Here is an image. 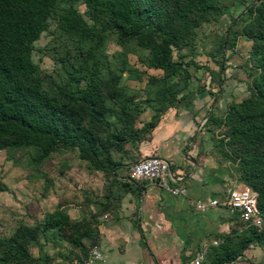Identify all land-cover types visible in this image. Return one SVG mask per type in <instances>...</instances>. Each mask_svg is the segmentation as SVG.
Instances as JSON below:
<instances>
[{
    "label": "trees",
    "instance_id": "trees-1",
    "mask_svg": "<svg viewBox=\"0 0 264 264\" xmlns=\"http://www.w3.org/2000/svg\"><path fill=\"white\" fill-rule=\"evenodd\" d=\"M76 2L84 6L91 23L78 12ZM231 8L213 0H0V149L33 147L40 157L60 148L75 149L89 158L93 169L108 172L118 163L113 161L107 147L98 144L99 139L90 124H107L105 97L113 99L118 92L112 81L103 80L94 61L85 69L88 59H93L97 34L109 31L117 43L134 41L148 52V66L162 71L152 98L158 105L157 111L164 112L178 103L175 85H167L165 80L179 74L184 80L191 78L180 53L186 43V32L209 18L218 22ZM242 12L246 13L248 21L240 34L252 41L253 67L246 73L250 81L238 101H233L229 95L221 117L211 110L200 128L208 133L212 150L231 146L233 156L228 157L237 162L241 185L255 192L261 225L245 226L236 213L230 211L228 231L218 239L216 236L215 244L206 245L198 264H231L240 259L242 251L251 244L262 248L264 264V0H251L242 5L239 13L229 17L220 35L222 43L229 26ZM50 19L67 38L77 36L87 40L90 51L82 54L68 74V83L46 91L31 52ZM227 48L232 50V45ZM223 69L220 61L216 72L218 84L224 79ZM221 92L220 87L214 94V106ZM221 127L227 130V138L214 140L213 131ZM111 137L120 139V134L111 133ZM223 194L217 195L221 198ZM64 219V212L53 210L40 222L39 231L60 230L65 225ZM33 234L31 236L36 237ZM17 237L25 243L14 238L0 241L1 264L36 261L27 249L30 230L24 229ZM78 238L70 239V243L80 245Z\"/></svg>",
    "mask_w": 264,
    "mask_h": 264
},
{
    "label": "rangeland",
    "instance_id": "rangeland-1",
    "mask_svg": "<svg viewBox=\"0 0 264 264\" xmlns=\"http://www.w3.org/2000/svg\"><path fill=\"white\" fill-rule=\"evenodd\" d=\"M213 1L222 7L232 8L218 22L209 18L186 32V43L180 53L191 78L184 80L179 74L165 80L167 85H175L177 105L181 99L194 93L204 92L213 99L220 87L222 91H228L233 101H238L250 81L246 73L253 67L250 56L252 41L240 34L248 21L246 13L242 12L229 26L224 43L220 35L229 17L239 13L242 5L251 0H243L242 4H238L241 0ZM74 6L84 20L91 23L84 6L79 2ZM33 45L31 59L41 71L42 86L46 91L68 83V74L79 63L82 54L90 51L87 40L77 36L67 38L56 28L53 19L48 21V27ZM230 45L232 50L227 48ZM94 47L93 59H88L85 69L94 61L100 76L103 80L112 81L118 94L113 99L105 97L104 119L107 124L90 125L99 139L98 144L108 148L113 161L126 164L136 157L134 152L139 142L150 136L162 113L157 111L158 105L152 98L162 71L148 66L145 49L134 41L117 43L109 31L97 34ZM220 61L228 83L218 84L216 72ZM223 106L213 105L212 110L218 117H221ZM226 131L223 127L215 129L214 140L226 139ZM118 132L120 139L111 137V133ZM231 149V146L224 145L211 153L230 175L234 185L239 187L237 162L228 157L233 156ZM110 169L108 172L93 169L89 158L75 149L60 148L46 157H40L33 147L0 149V241L14 238L21 244L25 243L24 239L15 236L24 229L30 230L27 249L36 258L30 264H73L86 257V250L96 245L99 221L109 209L105 205L112 203L114 198ZM101 178L107 181L105 192ZM53 210L65 213V225L60 230L39 231L40 222ZM262 226L264 228V218ZM32 234L36 237L33 238ZM74 237H79L80 245L70 243ZM1 250L0 245V253ZM262 256V248L251 244L242 251L241 258L231 264H263Z\"/></svg>",
    "mask_w": 264,
    "mask_h": 264
},
{
    "label": "crops",
    "instance_id": "crops-1",
    "mask_svg": "<svg viewBox=\"0 0 264 264\" xmlns=\"http://www.w3.org/2000/svg\"><path fill=\"white\" fill-rule=\"evenodd\" d=\"M223 75L222 82L228 83ZM228 99V91H222L217 105ZM213 103L204 92L181 99L161 113L134 152L132 162L149 156L166 160L175 183L185 187L184 196H171L145 180H128L131 162L110 169L114 198L105 205L110 210L99 221L96 239L104 264H190L198 250L228 231L227 208L193 206L196 199L219 198V192L236 186L212 156V142L200 128ZM101 186L105 192V178Z\"/></svg>",
    "mask_w": 264,
    "mask_h": 264
},
{
    "label": "built area",
    "instance_id": "built-area-1",
    "mask_svg": "<svg viewBox=\"0 0 264 264\" xmlns=\"http://www.w3.org/2000/svg\"><path fill=\"white\" fill-rule=\"evenodd\" d=\"M126 176L131 181L145 180L151 182L171 196L182 197L186 193L185 187L177 185L171 177L167 161L157 156H149L129 163ZM193 206L197 210L214 206L225 207L229 211L235 212L238 219L245 226L260 227L261 225V217L256 208L255 192L244 185L227 188L221 198L196 199ZM211 243L215 244L216 240H212ZM205 247L203 246L196 252L190 264L199 263L203 257ZM104 262V257L98 250L97 245H92L88 249L86 257L73 264H104Z\"/></svg>",
    "mask_w": 264,
    "mask_h": 264
},
{
    "label": "water",
    "instance_id": "water-1",
    "mask_svg": "<svg viewBox=\"0 0 264 264\" xmlns=\"http://www.w3.org/2000/svg\"><path fill=\"white\" fill-rule=\"evenodd\" d=\"M210 109H211V107H210ZM210 109H209V110H210Z\"/></svg>",
    "mask_w": 264,
    "mask_h": 264
}]
</instances>
